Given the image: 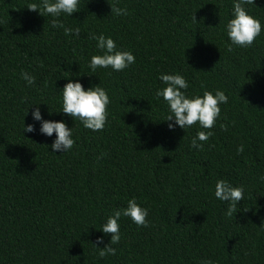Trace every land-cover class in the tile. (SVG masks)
<instances>
[{"label": "trees", "instance_id": "16d2710c", "mask_svg": "<svg viewBox=\"0 0 264 264\" xmlns=\"http://www.w3.org/2000/svg\"><path fill=\"white\" fill-rule=\"evenodd\" d=\"M27 2L0 0V264H264V0L245 4L261 34L231 50L232 0H79L72 16L56 18L79 26V37ZM91 33L110 35L135 63L93 72ZM175 72L189 95L228 96L211 129L168 128L155 91L160 73ZM68 79L107 90L102 130L56 113ZM34 104L73 128L70 150L52 152L55 133H40ZM24 121L36 131L23 133ZM198 130L212 132L202 148L191 144ZM217 179L244 188L231 216L214 195ZM132 197L148 223L122 215L115 254L101 256L93 243L111 236L101 225Z\"/></svg>", "mask_w": 264, "mask_h": 264}, {"label": "clouds", "instance_id": "9594fccd", "mask_svg": "<svg viewBox=\"0 0 264 264\" xmlns=\"http://www.w3.org/2000/svg\"><path fill=\"white\" fill-rule=\"evenodd\" d=\"M246 2L250 0H232L231 18L227 20L225 30L230 41L229 50L233 45L240 47L250 46L257 36L262 32L261 21L249 13L245 7ZM79 0H28L26 8L37 11L43 15L50 14L53 19V26L64 28L65 33L74 34L79 37L80 27H65L58 18L62 13L72 16L77 11ZM111 13L116 15L127 14V8L111 6ZM44 16V15H43ZM195 18V17H194ZM196 19V18H195ZM90 39L96 41L95 47L100 50L98 54L91 55L88 67L95 72L99 68H108L119 71L135 63V55L130 50H122L116 45V41L104 33H91ZM21 78L27 84L32 85L35 82V76L27 71L21 72ZM158 79L163 82V86L155 91L157 98H163L168 108V114L165 121L168 128L174 130L177 126L186 129L198 122L200 129H211L216 118L220 114V105L228 102V96L221 89L215 91L204 90L203 95L187 94L186 90L189 83L185 76L180 72L160 73ZM61 111L56 113L68 114L73 119H79L85 128L93 131L102 130L107 121V106L110 104V97L107 90L101 84H90L87 88L79 80L68 79L61 88ZM31 115L34 121L39 122V131L48 137H55L50 145L52 152H67L70 150L75 140L73 138V128L68 127L63 120L45 119L39 105L34 104ZM32 108V107H31ZM53 111L49 109V115ZM28 113V112H27ZM36 131L35 124L23 125L24 132ZM212 135L211 131L198 130L192 137L191 144L195 148H202L201 141H206ZM237 151H243V145L237 148ZM264 179V176L261 177ZM243 186H234L225 179H217L215 183L214 195L220 201L227 202L226 215L231 216L233 211L243 198ZM127 216L137 225H146L148 221V209L142 207L135 197L127 200V206L114 209L112 214L106 217L101 225V231L105 234H111L110 243L100 247L104 243V237H97L96 247L99 254L104 256L106 253L115 254L116 249L112 244L118 243L121 239L119 219L121 216ZM264 222V221H262ZM204 264H213L212 261H205Z\"/></svg>", "mask_w": 264, "mask_h": 264}]
</instances>
